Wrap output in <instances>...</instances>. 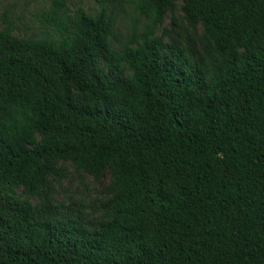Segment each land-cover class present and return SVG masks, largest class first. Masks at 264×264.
I'll return each mask as SVG.
<instances>
[{
    "label": "trees",
    "instance_id": "obj_1",
    "mask_svg": "<svg viewBox=\"0 0 264 264\" xmlns=\"http://www.w3.org/2000/svg\"><path fill=\"white\" fill-rule=\"evenodd\" d=\"M132 1V75L108 82L102 12L52 0L46 35L0 29V182L37 191L54 159L108 169L115 213L91 229L0 208V264H264V0H182L211 56L193 66L160 52L173 0Z\"/></svg>",
    "mask_w": 264,
    "mask_h": 264
},
{
    "label": "rangeland",
    "instance_id": "obj_2",
    "mask_svg": "<svg viewBox=\"0 0 264 264\" xmlns=\"http://www.w3.org/2000/svg\"><path fill=\"white\" fill-rule=\"evenodd\" d=\"M78 8L92 15L102 12L104 24L111 23L109 40L117 58H98L95 71L102 81L130 77L132 70L122 53L133 29L140 31L144 27L145 13L132 0H107L103 6L96 0H67V12L73 14ZM51 9L52 0H0V29L9 25L18 35L37 39L46 35L49 24L45 14ZM162 28L165 29L164 47L160 49L162 55L171 58L178 47L192 66L202 56L211 63L202 37V23L186 19L182 0H173V6L166 9L159 33ZM113 195L108 169L96 177L63 159L53 160V168L37 191L26 189L22 183L0 182V208L14 212L28 205L31 219L50 215L60 221H81L91 229H99L114 218Z\"/></svg>",
    "mask_w": 264,
    "mask_h": 264
}]
</instances>
